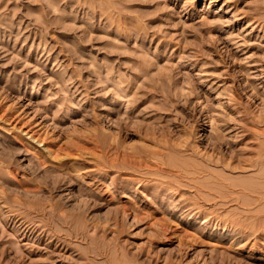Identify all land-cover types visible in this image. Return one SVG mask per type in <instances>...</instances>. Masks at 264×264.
Segmentation results:
<instances>
[{
  "label": "rangeland",
  "instance_id": "rangeland-1",
  "mask_svg": "<svg viewBox=\"0 0 264 264\" xmlns=\"http://www.w3.org/2000/svg\"><path fill=\"white\" fill-rule=\"evenodd\" d=\"M263 173L264 0H0V264H264Z\"/></svg>",
  "mask_w": 264,
  "mask_h": 264
},
{
  "label": "bare ground",
  "instance_id": "bare-ground-1",
  "mask_svg": "<svg viewBox=\"0 0 264 264\" xmlns=\"http://www.w3.org/2000/svg\"><path fill=\"white\" fill-rule=\"evenodd\" d=\"M30 130H32V129H30ZM31 133H36V132H31ZM38 133V132H37ZM40 133H38V135H39ZM32 135V134H31ZM41 135V134H40ZM31 137V136H30ZM33 138V137H32ZM36 140H37V138L36 137H34ZM39 138V137H38ZM92 138V137H91ZM40 139V143L42 142L41 140V138H39ZM46 139V138H45ZM35 140V141H36ZM47 140V139H46ZM94 140H95V138H94ZM91 141V140H90ZM96 141V140H95ZM94 143V142H93ZM76 146H78L77 144H75ZM186 145V144H185ZM174 146V145H173ZM46 147V146H45ZM79 147V146H78ZM168 147V146H167ZM175 147V146H174ZM59 149H57V150H62L61 148H64V147H61L60 148V146L58 147ZM189 148V147H188ZM186 146H185V148H184V150H186V149H188ZM45 149H47L46 151H49L50 149L47 147V148H45ZM68 149V148H67ZM66 149V151L67 152H69V150H67ZM75 149V148H74ZM77 149V148H76ZM151 149V148H150ZM57 150H55L56 152H57ZM71 150V149H70ZM142 150V149H141ZM65 151V150H64ZM65 151V152H66ZM125 151V150H124ZM136 152L135 153H130V152H122L121 153V155H119L120 157V161L121 162H123L124 163V167H129L130 169H133V170H135V171H138V172H140L141 174H140V176H139V182H142V184L144 183V184H148V183H150V182H152V180H153V178L150 176L151 174L152 175H154V174H157V175H160V178H161V176H163V174H165V175H167V177H169L168 175H170V174H173V176L174 177H180L179 175L180 174H178L179 173V171H177L176 172V170H175V172H173V171H171L169 168L167 169L166 167V165L165 164H163L161 161H159L158 160V158H157V156H159V152L158 151H156V150H148L149 152H147V154H149L148 156H146V155H142V153H141V155L138 153V150H135ZM59 152V151H58ZM141 152V151H140ZM143 152V151H142ZM195 152V151H194ZM36 153V152H35ZM60 153V152H59ZM59 153H56V154H59ZM63 153V152H62ZM66 154V153H65ZM118 154V153H117ZM196 154V153H195ZM55 155V154H54ZM162 155V154H161ZM56 156V155H55ZM41 157H42V155H41ZM40 156L39 157H37L38 159H40L41 158ZM60 157V156H59ZM58 157V158H59ZM62 157V156H61ZM64 157V156H63ZM110 158H114V157H110ZM59 159H61V158H59ZM59 159H58V161H59ZM116 159V158H115ZM215 160H218V159H215ZM214 160V161H215ZM42 162H44L43 160H41ZM47 161V160H46ZM49 161V160H48ZM61 161V160H60ZM110 161V160H109ZM214 161H213V163H214ZM63 162V161H62ZM218 162H219V160H218ZM46 163V162H45ZM166 163V162H165ZM216 163V162H215ZM62 164L63 163H61L60 162V166H62ZM167 164V163H166ZM219 164V163H218ZM41 165L43 166V163H41ZM96 165V164H95ZM163 165H165V166H163ZM216 165V164H215ZM50 166V165H49ZM54 166V165H53ZM64 166V165H63ZM98 166V165H97ZM99 166H101V164L99 165ZM105 167V166H104ZM57 168V167H56ZM61 168V167H60ZM128 168V169H129ZM46 169V168H45ZM103 169H105V168H103ZM47 170H48V168H47ZM50 170V169H49ZM184 171H186V170H184ZM188 172V171H187ZM187 172H185V173H187ZM133 173V172H132ZM170 173V174H169ZM127 174V173H126ZM257 174V173H256ZM264 174V173H263ZM183 175V174H182ZM185 175V174H184ZM188 175V174H187ZM261 175V174H260ZM69 176V177H68ZM68 178L66 177V178H53L52 179V181H50V179H46L45 180V183L47 182V186L46 187H49L51 190H55V191H59V190H61L62 189V187L63 188H65L67 185H68V183H69V181H70V179H71V174L69 175V173H68ZM132 176V175H131ZM136 176V175H135ZM155 176V175H154ZM153 176V177H154ZM186 176V175H185ZM263 176L264 175H262V178H263ZM47 177H49V176H47ZM125 177V176H124ZM127 177V176H126ZM159 177V176H158ZM165 176H163V178H164ZM182 177H184V176H182ZM257 177V176H256ZM261 177V176H260ZM131 178V177H130ZM136 178V177H135ZM138 178V177H137ZM170 178V177H169ZM126 179V178H125ZM177 179V178H176ZM183 179V178H182ZM190 179V178H189ZM209 179V178H208ZM211 179V178H210ZM257 179V178H256ZM259 179V178H258ZM264 179V178H263ZM163 180V179H162ZM165 180V179H164ZM167 180H168V178H167ZM191 180H192V178H191ZM216 180V179H215ZM214 180V181H215ZM218 180V179H217ZM215 181L214 182V185H213V187H215V189L217 190V194L215 195V196H217V197H220V192H219V189H221L220 187H221V182H219V181ZM127 181H128V183H130V184H134V181H135V179L134 178H131V179H127ZM161 181V180H160ZM176 181V180H175ZM262 181V180H261ZM136 182V181H135ZM154 182V181H153ZM177 182V181H176ZM181 182V181H180ZM211 182H212V180L210 181V184H211ZM168 183H170V181H166V184L165 185H167ZM208 183V182H207ZM213 183V182H212ZM151 184V183H150ZM162 184H163V181H162ZM161 184V185H162ZM171 184V183H170ZM180 184V183H179ZM209 184V183H208ZM160 185V186H161ZM181 185H182V183H181ZM212 185V184H211ZM209 186V187H211L212 188V186ZM97 186V185H96ZM180 186V185H179ZM236 185H234V187H235ZM250 186V185H249ZM258 186V185H257ZM260 186V185H259ZM163 187V186H162ZM166 187V186H165ZM167 187H169V185L167 186ZM178 187V186H177ZM182 187V186H181ZM198 187V186H197ZM201 187V186H200ZM261 187V186H260ZM107 187H105V189H106ZM171 188V187H170ZM174 188V187H173ZM255 188V187H254ZM264 188V187H263ZM98 189V188H97ZM250 189H252V188H250ZM215 190V191H216ZM229 190V189H228ZM106 191V190H105ZM104 191V192H105ZM213 191V190H212ZM251 191V190H250ZM103 192V193H104ZM106 192H108L109 193V191H108V189H107V191ZM210 192V191H209ZM102 193V194H103ZM112 193V192H111ZM231 193V192H230ZM259 193V192H258ZM107 194V193H106ZM243 194V193H242ZM95 195V194H94ZM101 195V194H100ZM105 195V194H104ZM252 195V194H251ZM232 196V195H231ZM258 196V195H257ZM109 199H106L107 201L109 200H111V195H109ZM104 199V198H103ZM213 200V199H212ZM255 200V199H254ZM106 201V202H107ZM127 201H129V200H127ZM217 201V200H216ZM220 202V201H219ZM221 203H223V202H221ZM125 204H126V202H125ZM125 204H123L122 206H120V207H122L121 209H116V213L114 214V215H116V214H120L119 212H120V210H121V212H122V210L124 211V210H128L129 208L128 207H126L128 204H126V206H125ZM217 204V203H216ZM219 205V204H218ZM133 206H134V204H133ZM132 207V206H131ZM199 207V206H198ZM135 208V207H134ZM217 208V207H216ZM131 210H132V208H130ZM129 209V210H130ZM137 209V208H136ZM190 211V210H189ZM81 212L82 211H79L77 214L79 215V214H81ZM115 212V211H114ZM132 212H133V214L135 213V209H133L132 210ZM202 212V211H201ZM250 212V211H249ZM83 213V212H82ZM216 213V212H215ZM135 214H138L137 212L135 213ZM134 216V215H133ZM136 216V215H135ZM134 216V217H135ZM138 216V215H137ZM146 216H147V214H146ZM116 217H117V215H116ZM140 217L141 216H138V218L137 219H139L140 220ZM212 217V216H211ZM208 218V217H207ZM264 218V217H263ZM161 219V218H160ZM136 220V219H135ZM159 220V219H158ZM205 220V219H204ZM260 220V219H259ZM262 220V219H261ZM162 221V220H161ZM160 221V222H161ZM164 221V220H163ZM17 222H18V220H17ZM120 224H121V222H119ZM166 223V222H165ZM259 223H261V222H259ZM262 223H263V221H262ZM262 223L260 224V225H262ZM160 224V228H161V230L163 231V233L165 234V232H167V231H169V230H167L166 231V226L163 224V222L162 223H159ZM122 225V224H121ZM125 225V224H124ZM123 225V226H124ZM120 226V225H119ZM168 226H170V225H168ZM21 227H24L23 228V230L25 231L26 229H28V230H30V229H35L36 227L33 225V224H31V223H28V224H26V222L25 221H20V223H19V226L17 227L18 228V230H20L21 229ZM121 227V226H120ZM120 227H118L120 230H117V232H116V235H118V234H120L121 232H122V227L120 228ZM159 227V226H158ZM260 227V226H259ZM236 228V227H235ZM255 228V227H254ZM168 229V228H167ZM252 229V228H251ZM124 230V229H123ZM159 230V229H158ZM173 231V230H172ZM23 232V231H22ZM118 233V234H117ZM157 233H160V232H157ZM173 233H174V231H173ZM185 233H186V231H185ZM162 234V233H161ZM169 234V233H168ZM168 234L166 235V237H167V241L168 242H170L172 239H171V236H172V233H171V236H168ZM254 235H255V233H253ZM156 235V234H155ZM159 235V234H158ZM164 235V236H165ZM184 236H182V237H187V234H183ZM247 235V234H246ZM118 237V236H117ZM181 237V236H180ZM249 237H251V236H249ZM115 238V240H113V241H116V236L114 237ZM113 238V239H114ZM160 238V237H159ZM158 238V239H159ZM154 239V238H153ZM180 239H182V238H180ZM188 239V238H187ZM195 239V238H194ZM155 240V239H154ZM190 240V239H189ZM193 240V239H192ZM196 240V239H195ZM248 240V239H247ZM182 241V240H181ZM184 241V240H183ZM185 241H186V239H185ZM250 241V240H249ZM117 242V241H116ZM192 243V242H191ZM190 243V244H191ZM247 243H249L248 245L250 246V248L251 247H253L254 246V242H245V244H247ZM188 244V243H187ZM244 244V243H243ZM116 245H118V244H115V246ZM185 245V244H184ZM191 245H193V243L191 244ZM187 246V245H186ZM186 246H184L183 248H181V250H182V252H181V256L182 255H186V254H189V250L187 249V247ZM189 247V246H188ZM115 249V251L116 252H118L119 250L117 249V248H114ZM109 251V250H108ZM110 252V251H109ZM104 253H106V252H104ZM120 254V253H119ZM105 256V255H104ZM109 257H113L112 255L111 256H109ZM119 258H121V254H120V257ZM109 260H110V258H109ZM118 261H120V264H122V260H118ZM124 261V260H123ZM109 262V264H113V260L110 262V261H108ZM115 264V263H114ZM117 264H119V263H117ZM126 264V263H125Z\"/></svg>",
  "mask_w": 264,
  "mask_h": 264
}]
</instances>
